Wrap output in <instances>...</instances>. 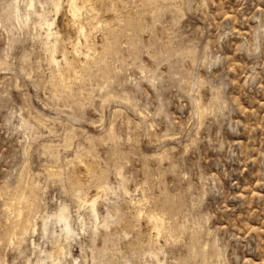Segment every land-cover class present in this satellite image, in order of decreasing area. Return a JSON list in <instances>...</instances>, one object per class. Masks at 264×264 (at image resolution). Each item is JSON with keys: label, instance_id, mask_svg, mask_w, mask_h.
<instances>
[{"label": "rangeland", "instance_id": "374dc122", "mask_svg": "<svg viewBox=\"0 0 264 264\" xmlns=\"http://www.w3.org/2000/svg\"><path fill=\"white\" fill-rule=\"evenodd\" d=\"M90 2L66 29L62 8L54 51L0 0V264L63 242L58 264H264V0ZM53 55L80 64L67 85ZM100 186L94 233L77 196ZM61 202L77 235L54 243L41 224Z\"/></svg>", "mask_w": 264, "mask_h": 264}, {"label": "bare ground", "instance_id": "6f19581e", "mask_svg": "<svg viewBox=\"0 0 264 264\" xmlns=\"http://www.w3.org/2000/svg\"><path fill=\"white\" fill-rule=\"evenodd\" d=\"M7 1L9 4L13 5V12H14V16L16 18L22 19V20H25L26 22H28L31 19L32 15H35L38 18L35 21L36 24H39V25L44 24V26L46 27L45 28L46 29V35H47L46 38H48V42H50L52 44L51 47L54 49V51L56 49L59 50L58 45L64 41L63 31L61 29L57 28V19H58V16H59L62 8L66 7V9L70 15V17L67 18L64 22V24H65L64 29H66V27L68 26L69 20L77 19L79 17V15L82 14L84 8L86 6H88L89 4H91L90 0H87V4H82V5L79 4L80 2L78 3V0H7ZM21 1L24 3V6L21 5ZM46 2H49V4L53 7L54 15L51 18H45L44 19V13L46 12V8H45ZM38 5L40 6V8L38 7ZM49 8L51 10V7H49ZM45 17H46V15H45ZM83 24L79 25V30H80L81 34L84 36L86 29H85V26ZM74 44H73V47L76 46V44L75 45ZM46 45L49 46L50 44L48 43ZM70 50H72V48ZM50 51H52V50H50ZM88 52H89V50H88ZM86 54H88V53H86ZM52 58H53V62L55 61V63H56V67H54L56 69L54 71L55 72L57 71L59 81L61 82L62 85H67V83H69L70 81H72L74 78L77 77L79 69H80V64L78 62L74 65H70L68 63L63 64L62 62H61L62 63L61 64L59 62V60H57V58L54 55ZM59 59L61 60V58H59ZM53 65H55V64H53ZM93 164H94V162H93ZM93 164L86 162L83 158H81L74 164V173L79 178L85 179L84 176L85 175L89 176V173L94 170L95 166ZM103 190H104V186H100L98 188L97 193H95L92 196H89L87 194H79L77 196V199L79 201L80 206L86 204L88 207V210H89L88 216H86L85 214H82L80 212L78 213V220L80 221L82 229H84L86 227V217L91 219V221H92L91 227H92V231L94 233L98 230V227H99L101 222L103 224H105L106 226H108V223L106 222V216H108L111 212L110 207L107 209V213L104 216L101 214V212L99 211V208H98V204H99L101 196H102L101 193ZM104 191L106 192V190H104ZM141 213H142V211H141ZM137 216H139V215L137 214ZM147 219L150 222L149 224H152L151 225L152 229L153 230L155 229L160 234V229L162 227V217L156 213H149L147 215ZM29 220L30 219L28 218V216H25L22 213L19 215L20 232H27L28 231ZM51 220H52V225L50 224ZM57 224H59V229H60L59 232H57ZM33 230H36V226L33 227ZM41 233L46 238L50 237L49 239H51V241L54 243L58 242L59 239H61L62 241H64V240L67 241V240L75 238V236L77 235V231L75 230V228L72 224L71 214H70L69 207H68L66 202H61L56 207L55 211H53L51 214H45L43 216L42 224H41ZM149 234L151 235V233H149ZM33 243H34V241H33ZM60 253L62 254V256H66L67 254L72 255L71 251L69 249L65 248L64 242H63L59 247V252L57 253L58 256L55 255L53 251H50V259L51 260H50V262H48V264H58L61 260ZM148 253L149 252H147V254ZM73 258L76 259V257H73ZM40 264H46V260L42 259Z\"/></svg>", "mask_w": 264, "mask_h": 264}]
</instances>
